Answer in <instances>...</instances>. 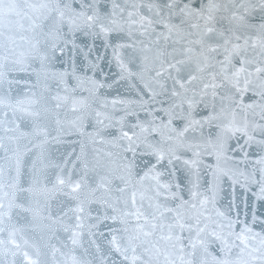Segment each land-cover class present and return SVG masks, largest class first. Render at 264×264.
<instances>
[{"label": "snow or ice", "instance_id": "6c2138e0", "mask_svg": "<svg viewBox=\"0 0 264 264\" xmlns=\"http://www.w3.org/2000/svg\"><path fill=\"white\" fill-rule=\"evenodd\" d=\"M0 264H264V0H0Z\"/></svg>", "mask_w": 264, "mask_h": 264}]
</instances>
